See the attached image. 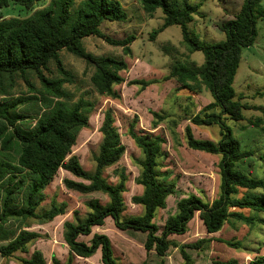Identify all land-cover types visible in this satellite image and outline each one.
Here are the masks:
<instances>
[{
    "label": "trees",
    "instance_id": "1",
    "mask_svg": "<svg viewBox=\"0 0 264 264\" xmlns=\"http://www.w3.org/2000/svg\"><path fill=\"white\" fill-rule=\"evenodd\" d=\"M40 0H0V82L6 76L19 74L34 92L32 96L9 99L4 109H0L3 119L0 127V231L10 219L22 220L35 218L41 222L53 220L66 212L67 202L51 201L48 209L38 212L45 200L47 185L60 169H64L76 178L65 177L64 186L81 194L100 192L107 196L106 203L98 198L85 202L88 212L83 218L74 212V220L63 224V235L69 246V255L65 262L52 256V264H74L76 256L88 258L101 249L104 264H122L114 255L111 239L103 233H94L89 242L79 240L80 235H89L95 225H103L108 216L122 230L134 229L147 233L145 248L155 249L160 255V264H166L165 257L171 247H178L182 255V264H196L188 249L203 251L213 237H202L188 243H180L170 238L172 234H184L189 230V222L198 213L208 233L222 229L225 223L237 220L254 225L264 224V218L248 216L242 209L248 208L264 213V179L250 172L249 159L254 155L252 149H244L232 128L224 121V114L235 120L244 119V108H254L235 99L234 81L242 60L244 48L253 45L258 37V21L264 19L262 0H243L240 10L233 18L224 22L221 30L226 33L222 41L211 43L201 41L191 34L188 24L194 20L200 6L192 0H141L145 13L152 16L158 9L164 14V22L151 34V39L165 28L179 25L182 30V43L192 54L201 51L204 63L187 58L185 62L175 59L169 73L162 79L135 78L129 85H137L140 90L170 79H175L179 88L200 94L209 90L213 101L198 113L190 114L188 119L194 125H213L220 127L221 138L217 141L195 136L190 124L184 128L185 142L188 148L219 155L218 194L212 200H206L195 193H187L177 201V210L170 214L162 232L155 217L159 209L167 207V198L177 193V180L171 178L172 170L161 169L160 158L165 154L162 145L166 138L158 133H137L130 135L141 151L136 163L139 174L135 182L142 186V192L131 197L134 204L143 207V213L126 217V203L123 194L128 190V174L124 167L114 168L117 182L108 181L104 172L116 166L126 151L121 133L115 125L111 110H106L100 127L102 134L98 152L94 156L95 169L90 172L82 165L78 155L73 154L79 132L89 126L90 113L94 103L85 97L74 102L67 100L64 84L72 81V73L65 67L61 51L67 50L84 59L94 67L91 82L96 91L103 96L119 98L115 85L125 82L122 71L128 69L123 57L95 55L89 52L83 39L95 35L114 46H121L123 53L132 56L131 44L137 36L128 34L124 38H114L100 28L104 20L126 21L129 14L121 0H50L48 5L33 11L30 15L5 17L2 10L10 3L32 9ZM168 49L167 46L164 47ZM56 65L59 76L45 74L51 63ZM34 73L41 84V90L29 80ZM39 93L40 96L36 95ZM29 99L40 100L43 104L37 112L35 122L24 127L20 120L28 118L25 114H11L8 109L16 108ZM153 128L170 118V115L153 113ZM178 120H170V132L176 144L181 140L176 130ZM257 126H260L256 123ZM14 141L19 148L17 155L12 154ZM247 165H243L244 163ZM42 234L21 229L16 235H4L0 240V255L11 258L18 251L29 252ZM230 246L239 244L233 240L219 239ZM21 264H47L40 249L32 251L29 257H19ZM214 264H240L237 261L213 260ZM246 264H264V254L255 256Z\"/></svg>",
    "mask_w": 264,
    "mask_h": 264
},
{
    "label": "rangeland",
    "instance_id": "2",
    "mask_svg": "<svg viewBox=\"0 0 264 264\" xmlns=\"http://www.w3.org/2000/svg\"><path fill=\"white\" fill-rule=\"evenodd\" d=\"M129 14L126 21L104 20L100 28L102 31L114 38H124L128 34L137 36L131 44L132 56L125 55L121 46H114L107 43L104 39L91 35L83 39L86 49L95 55H111L123 57L128 63V69L121 72L125 77V82L115 85L119 92V98H112L100 95L91 82V75L94 67L88 64L84 59L73 53L62 50L61 57L65 67L72 73V81L64 84L67 92V100L74 102L80 97H85L94 103L93 111L90 113L89 126L83 128L73 147V154L79 156L80 161L87 171H94V156L98 152L102 134L100 127L102 125L106 110H111L115 117V125L118 127L126 151L119 163L114 167H109L104 174L109 182L116 183L117 176L114 174V168L124 167L128 174V190L123 194L126 205L124 214H140L143 210L141 205L134 204L131 197L142 192V186L135 182L139 174V166L136 161L141 158V151L136 146L130 135V130L137 133H158L166 138L162 145L164 156L160 158L161 169L172 170L171 178L177 180V185L182 192L195 193L203 196L206 200L212 201L218 194L219 175L218 161L220 156L203 151L193 150L187 147L184 136V128L190 124L194 134L198 138L219 140L221 138L220 127L213 125H194L186 117L190 114L198 113L205 103L213 101V96L209 90L202 92V95L190 92L186 88L178 89V82L170 79L160 83L152 84L140 90L137 85H129L128 81L135 78L145 79H162L169 73L171 63L178 59L185 62L186 54H189L191 60L198 64L204 63V54L201 51L188 53L187 48L183 45L182 30L179 25H172L160 32L156 39H151L150 34L158 29L164 22V14L158 9L152 16H149L141 7V0H121ZM243 0H192L194 4L200 6L199 12L195 15L194 20L188 24L191 34L205 42H219L226 38V33L221 30L224 22L234 17L240 10ZM50 0L37 1L32 9H28L14 2L3 9L5 17L30 15L33 11L41 9L48 5ZM264 6V0H262ZM168 49H165L166 47ZM45 74L50 77H58L59 73L56 65L52 62L49 70ZM0 82V109L5 108V102L9 99L18 97H30L33 95L32 88L19 74L13 77L6 76ZM30 82L41 90V84L34 73H29ZM236 90L235 99L247 103L254 108H244V119L235 120L224 114V121L229 125L234 135L240 140L244 149H252L254 155L249 159L250 172L264 179V19L258 21V37L255 43L244 48L242 60L236 78L234 81ZM36 95L40 96L39 93ZM43 104L40 100L29 99L20 103L16 108H9L11 114H25L28 118L20 120L24 127H30L35 122L37 112L41 111ZM170 115V118L162 121L158 127L153 128V112ZM176 118L178 126L176 130L179 133L181 144L174 142L169 126L170 120ZM3 119L0 117V127ZM258 123L260 126H257ZM19 146L14 141L13 155H17ZM1 157V155H0ZM1 159V158H0ZM248 162L243 165H247ZM182 176L184 177L182 179ZM65 177L76 178L64 169H60L54 179L47 185L44 192L46 194L38 207V212L48 209L51 201L56 199L67 200L71 206H80L81 214H84L87 207L85 202L92 198H98L102 203H106V195L98 192L97 194H81L68 190L64 184ZM78 179V178H76ZM195 191V192H192ZM98 196V197H95ZM173 196V195H172ZM181 195L178 193L170 197L167 201V207L157 211L155 222L161 224L162 220L174 213L177 199ZM140 206V207H139ZM243 212L248 216H259L264 218V213H257L254 210L244 208ZM142 213V212H141ZM124 215V216H125ZM27 221V222H26ZM26 221L10 219L9 225L14 231L23 228L24 223H44L38 219L30 218ZM114 224V223H113ZM107 228L111 230V223L107 221ZM115 226V225H114ZM117 228V227H116ZM201 223H193L189 233L179 238L185 240V243L195 241L206 236V232L201 231ZM109 232V237L113 241L112 249L114 255L118 258L122 256L121 245L127 237L137 242L136 233H141L134 229ZM50 231V230H49ZM51 232V231H50ZM161 233V230L158 232ZM43 237L40 244L45 249V253L50 258L52 264V254L44 244L49 243L50 239L57 240L61 238L60 232L41 233ZM134 235V236H133ZM132 236V237H131ZM209 246L203 251L188 249L192 254L196 264H214L213 260L220 261H237L240 264H246L255 256L264 254V224L256 223L250 225L237 220H231L224 224L222 229L215 233ZM39 239L37 241H39ZM219 239L236 241L238 246H230ZM131 240V239H130ZM35 241L33 245L37 242ZM32 244H29V252L18 251L14 257L5 258L2 264H21L19 257H29L32 253ZM93 259H78L76 264H96L98 256L96 253ZM132 263L137 264L140 253L136 244L133 245ZM179 260L183 262L181 253H178ZM120 261V260H119ZM121 262V261H120ZM176 259L174 258V263ZM102 263V261H100Z\"/></svg>",
    "mask_w": 264,
    "mask_h": 264
},
{
    "label": "crops",
    "instance_id": "3",
    "mask_svg": "<svg viewBox=\"0 0 264 264\" xmlns=\"http://www.w3.org/2000/svg\"><path fill=\"white\" fill-rule=\"evenodd\" d=\"M200 95H202V93H200ZM210 102L211 101H209L208 103H205L204 105L206 106ZM183 178L184 177L182 176V179ZM192 192H195V191H192ZM97 193L98 192L91 193V194H97ZM178 193L181 195L180 197L186 195L185 194L186 192H182L181 188H179L178 185H177V193L176 194H178ZM195 194H196V192H195ZM175 195L168 196L167 201H168V199L170 197H174ZM95 197H98V196H95ZM178 199H177V201H178ZM62 201L67 202L66 212L64 214H60V215L56 216L51 221L44 222V223H40V222L39 223H34L32 225L26 223L27 222L26 220H28L30 218L22 219L21 221H26V222L24 223V226L21 229H28V230H31V231L38 232L40 234L41 233H45L46 231L49 232L50 234L53 231L56 232V233H59L60 232L61 238H59L57 240L50 239L49 240V243L44 244V245L45 246H48L47 248L50 250L49 254H52V256H56L62 262H65L67 260V258H68V255H69V246H68V244L66 243V241L64 239V235H63V230H64L63 224H64V222L66 220H74L76 218V216L74 214V212L76 210H77V216L79 218H83L86 215V213L88 212V208L85 210L84 214H81V210H80L81 208H80V206L78 207V205H76V206H73L72 207L71 206V203L69 201H67V200H64V199H61L59 202H62ZM176 204H177V202H176ZM85 207H86V205H85ZM142 209H143V207H142ZM159 210H162V209H159ZM176 210H177V207H176L174 213L176 212ZM141 212L143 213V210ZM141 212H140V214H142ZM174 213H172V214H174ZM140 214H134V215H140ZM129 216H133V215H128L126 217H129ZM168 216H166L162 220L161 224H158L159 225V230H161V232H162V230L164 228L165 221H166V219H167ZM107 221H110V223H111V225H110L111 226V230H109L107 228V225H106ZM198 221H199V223H201V228H200L201 231H203V232L205 231L206 232V227L203 224L202 220L200 219V217H199V215L197 213L195 215V217L189 222V230L186 233L180 234V235L179 234H172L170 236V238L175 239L176 241H178L180 243H185V240L184 239H182V238H179L178 239L177 237H180L182 235H185V234L189 233V231H191V229H192V224L193 223H196L197 224ZM9 223H10V220L3 225V228L0 231L1 236L7 235V234H10V235L13 236V235H16L21 230V229H19L18 231H14L12 229V227L9 225ZM113 223H114V219L111 216H108L106 218V220H105V223L103 225H95V226H93L92 233L89 234V235H80L79 236V240H83L85 242H89L94 233H103V234L109 235V232L110 231H113V232L118 231L117 230L118 227L115 225V223L114 224ZM215 233H208V232H206V236H204V237H213L215 235ZM135 237L138 240L137 242L136 241L134 242L132 240V238H130L131 239L130 240L129 237H127L128 239H125L124 243L121 245V247H120L121 250L120 251L122 253V256L119 257V260L121 261V262L120 261L119 262L122 263V264H133L132 263L133 261H132V257L131 256H132V251H133V245L136 244V246L138 247L139 253H140V257H139V260H138L137 264H160L161 257L156 252V250L155 249H152L150 251H147L146 248H145V245L144 244H145V241H146V238H147V233L141 231V233H136V236ZM109 238L111 239V237H109ZM41 240L42 239H39V241H37L34 245L32 244L33 245V248H32L33 250L32 251H34L35 249L42 250L43 253H44L46 262H47V264H49L50 263V258H48L47 254L45 253V249L43 248L42 244H40L41 243L40 242ZM7 241L8 240H0V244L5 243ZM111 243L113 245L112 239H111ZM178 253H180L178 247H171L168 250V253H167L166 257H165L166 264H182V261L179 260ZM96 255L98 256V261L96 262V264H104L103 262L100 263V261H102V258H101V249H98L97 250ZM174 258L176 259V262L175 263H174ZM78 259H88V260L91 261L93 259V257L91 256V257H88V258H84V257L76 256L74 258V264H76V261ZM2 262H3V260L0 258V264H2Z\"/></svg>",
    "mask_w": 264,
    "mask_h": 264
}]
</instances>
